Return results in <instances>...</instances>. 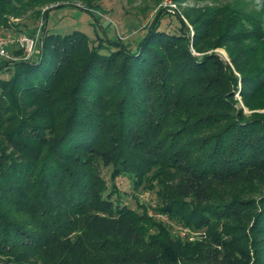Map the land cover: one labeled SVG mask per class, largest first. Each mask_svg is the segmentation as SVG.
I'll return each instance as SVG.
<instances>
[{
	"label": "trees",
	"instance_id": "obj_1",
	"mask_svg": "<svg viewBox=\"0 0 264 264\" xmlns=\"http://www.w3.org/2000/svg\"><path fill=\"white\" fill-rule=\"evenodd\" d=\"M41 1L0 0V30ZM186 14L193 47H224L228 62L157 22L135 51L44 30L34 57L0 61L12 68L0 73V264H264V114L234 99L264 108V19ZM109 165L112 179L156 180L160 211L205 236L149 233L146 211L112 199Z\"/></svg>",
	"mask_w": 264,
	"mask_h": 264
},
{
	"label": "rangeland",
	"instance_id": "obj_2",
	"mask_svg": "<svg viewBox=\"0 0 264 264\" xmlns=\"http://www.w3.org/2000/svg\"><path fill=\"white\" fill-rule=\"evenodd\" d=\"M225 6L253 13L264 19L260 6L255 5L251 0H71L70 2L43 0L40 3L27 5L19 13H9L7 26L0 32L11 31L16 34L28 33L31 35L40 33L37 47V51H39L44 30L63 33L77 29L88 35L91 46L98 44L100 52L107 53L114 48L111 45L113 43L115 45L121 43L130 51H135L139 40L157 22L159 30L184 35L189 51L193 55L201 56L214 52L228 62L229 56L224 47L201 52L193 47L194 26L186 16V12L191 9L202 12L205 8ZM49 7L53 8L44 16L43 11ZM6 62L3 61V63ZM5 66H2L0 73L7 77L12 68H4ZM234 99L235 107H241L246 114L252 111L264 114V108L249 110L245 107L239 91L235 92ZM111 169V165L102 167V174L106 179L108 190H111L112 184L117 188V191L112 194V199L114 202L126 204L139 213L143 214L146 211V215L151 218L153 221L151 223L154 225L148 227L149 233L155 234L162 227L166 230L169 240L179 241L180 244L193 243L205 236L203 229L185 226L175 217L160 211L167 199L165 191L161 189V185L156 180L151 182L149 179H144L141 183H137L136 178L127 172L112 179ZM250 194L253 197L258 195L257 192Z\"/></svg>",
	"mask_w": 264,
	"mask_h": 264
},
{
	"label": "built area",
	"instance_id": "obj_3",
	"mask_svg": "<svg viewBox=\"0 0 264 264\" xmlns=\"http://www.w3.org/2000/svg\"><path fill=\"white\" fill-rule=\"evenodd\" d=\"M39 36L40 33L31 35L11 31L0 32V61L31 59L37 53ZM18 50L20 53H15Z\"/></svg>",
	"mask_w": 264,
	"mask_h": 264
}]
</instances>
